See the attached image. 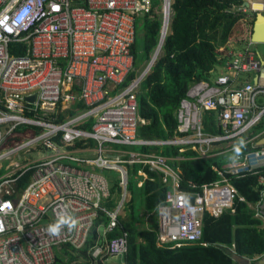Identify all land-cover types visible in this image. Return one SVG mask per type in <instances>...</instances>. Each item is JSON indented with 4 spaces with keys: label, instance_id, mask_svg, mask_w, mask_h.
I'll list each match as a JSON object with an SVG mask.
<instances>
[{
    "label": "built area",
    "instance_id": "1",
    "mask_svg": "<svg viewBox=\"0 0 264 264\" xmlns=\"http://www.w3.org/2000/svg\"><path fill=\"white\" fill-rule=\"evenodd\" d=\"M173 2L0 0V264H54L64 244L86 245L102 213L108 224L97 229L88 260L75 264H124L128 231L108 233L131 201L130 170L136 164L138 186L154 180L146 167L168 186L164 201L146 214L156 216L157 244L163 247L199 242L205 212L218 217L234 211L238 194L230 173L258 174L264 185V146L237 154L221 168L213 164L219 178L200 186L190 182V189L181 187L180 169L170 157L123 147L177 145L207 157L214 146L247 134L264 117V56L230 44L223 71L211 82H195L181 100L177 134L138 137V127L147 121L137 94L171 33ZM146 14L160 18L157 45L128 80L136 23ZM247 74L258 81H240ZM80 100L82 107L76 105ZM204 111L215 112L219 132L204 129ZM27 172V184L18 189V178ZM114 182L120 194L111 207ZM249 205L264 226V204ZM263 256L242 262L253 264Z\"/></svg>",
    "mask_w": 264,
    "mask_h": 264
},
{
    "label": "trees",
    "instance_id": "2",
    "mask_svg": "<svg viewBox=\"0 0 264 264\" xmlns=\"http://www.w3.org/2000/svg\"><path fill=\"white\" fill-rule=\"evenodd\" d=\"M246 0H174L171 33L166 37L163 51L157 58L151 72L142 80L137 94L140 115L147 121L138 127V137L144 139H168L177 134V110L186 97L189 88L198 81L211 82L230 60L231 43L235 28L247 15L243 11ZM254 19L250 20V32ZM143 27V46L136 48L138 27ZM136 40L132 47L134 70L128 80L134 77L142 59L148 60L157 45L160 18L149 14L141 16L136 23ZM13 43L11 46L14 47ZM236 49H239L238 47ZM16 53H21L18 50ZM246 79V78H245ZM127 83V81H126ZM144 86L142 87V84ZM82 107V100L76 103ZM73 113V110H70ZM60 119L63 115L60 114ZM216 115L204 111L203 127L217 133ZM264 127L263 119L245 135L230 139L232 143L214 146V155L200 157L193 149L180 151L177 145H132L123 146L141 152L154 151L170 157V163L179 167L181 187L190 189V182L198 186L214 182L219 178L215 164L220 167L234 160L237 154H244L258 148L254 136ZM253 138V140H250ZM141 166L131 167L129 189L132 193L131 210L127 218L119 216L117 228L108 233L113 237L128 231V250L124 264H244L243 259H257L264 254V226L256 216V209L249 204H264V185L258 182V174L247 172L231 174L230 182L237 191L233 208L224 210L218 217L208 212L203 217V233L197 243L178 247L159 246L157 227L139 225L137 211L141 206L150 213L165 199L168 186L163 185L158 172L145 168L154 180H144L137 185L134 175ZM3 171H0V174ZM30 178V172L20 176L17 187L23 188ZM113 196L108 201L114 206L120 194L117 182L112 184ZM240 197H243L242 200ZM137 201V202H136ZM109 217L102 213L95 222L87 243L82 248L64 244L56 251L54 264H75L76 260H88V248L95 243L99 227L108 224ZM232 247L234 251H232ZM253 264H257L256 261Z\"/></svg>",
    "mask_w": 264,
    "mask_h": 264
},
{
    "label": "rangeland",
    "instance_id": "3",
    "mask_svg": "<svg viewBox=\"0 0 264 264\" xmlns=\"http://www.w3.org/2000/svg\"><path fill=\"white\" fill-rule=\"evenodd\" d=\"M246 1H250V2H254V1H262L264 2V0H246ZM247 12V15H245V17H243L240 21V23L238 24V26L235 28L234 30V34L231 38L232 41L231 44L233 47L235 48H244L246 46H249L252 49L258 48L260 50V52L262 54H264V43H254L250 41V20H252L255 16V12L251 9V7H247V10L245 11ZM143 27L139 26L138 27V37L136 40V48L137 50H141L142 46H143ZM147 60L146 59H142V62H140L139 64V68H142L145 64H146ZM144 86V83L142 84V87ZM112 176H115L114 173H111ZM137 202V201H136ZM138 211V223L141 227L143 226H151L152 228H156L157 227V222H156V216L152 215H146L147 212H145V210L139 206V208H137ZM131 210V206H130V202L126 205V208L124 209L121 217L123 218H127L129 211ZM101 232L103 231V227L100 228ZM119 260L116 258H111L110 262L112 263H116Z\"/></svg>",
    "mask_w": 264,
    "mask_h": 264
},
{
    "label": "water",
    "instance_id": "4",
    "mask_svg": "<svg viewBox=\"0 0 264 264\" xmlns=\"http://www.w3.org/2000/svg\"><path fill=\"white\" fill-rule=\"evenodd\" d=\"M246 6L251 7V9L255 12L252 31L250 34V40L254 43H264V2L262 1H246ZM258 6V7H257ZM258 78H254V82L256 83ZM34 96L29 97V99H33ZM259 145H264V138L263 142L258 143ZM257 264H264V256L257 260ZM244 264H248L245 262Z\"/></svg>",
    "mask_w": 264,
    "mask_h": 264
},
{
    "label": "crops",
    "instance_id": "5",
    "mask_svg": "<svg viewBox=\"0 0 264 264\" xmlns=\"http://www.w3.org/2000/svg\"><path fill=\"white\" fill-rule=\"evenodd\" d=\"M258 7V6H257ZM250 38V37H249ZM230 41H232V40H230ZM251 41V40H250ZM231 42H229V44H230ZM232 45V44H231ZM247 47V46H246ZM249 47V46H248ZM250 48V47H249ZM251 50H253L254 52H256V53H259V54H261V55H263L264 56V54H262L261 52H260V50L258 49V48H255V49H252V48H250ZM223 71V69H220V72H222ZM219 72V73H220ZM246 78V79H245ZM254 78L255 77H253V76H251L250 74H247V75H244V76H241L240 77V81H247V80H252V81H254ZM254 138H255V136H254ZM263 138H264V127L259 131V133L256 135V139H254L255 140V145H258V146H264V145H259L258 143H261V142H263ZM233 140V139H232ZM226 145H230L231 143H232V141L230 140V141H225L224 142Z\"/></svg>",
    "mask_w": 264,
    "mask_h": 264
}]
</instances>
